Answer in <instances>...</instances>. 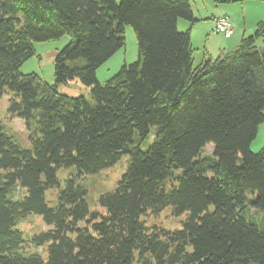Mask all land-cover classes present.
Segmentation results:
<instances>
[{"label": "trees", "instance_id": "1", "mask_svg": "<svg viewBox=\"0 0 264 264\" xmlns=\"http://www.w3.org/2000/svg\"><path fill=\"white\" fill-rule=\"evenodd\" d=\"M191 1L0 0V99L10 95L30 141L0 120V264H264V219L249 214L264 209V148L251 151L264 122V21L235 50L195 65ZM126 26L138 60L101 84L97 70L125 46ZM65 35L56 82L79 79L88 96L20 71L34 42ZM208 144L214 151L202 156ZM123 157L126 172L99 199L105 213L91 211L79 179ZM62 168L76 172L64 188ZM166 208L186 214L181 229L147 224ZM31 214L46 232L19 228Z\"/></svg>", "mask_w": 264, "mask_h": 264}, {"label": "rangeland", "instance_id": "2", "mask_svg": "<svg viewBox=\"0 0 264 264\" xmlns=\"http://www.w3.org/2000/svg\"><path fill=\"white\" fill-rule=\"evenodd\" d=\"M119 1V0H118ZM246 2L248 7H245ZM264 4V0H245L225 5H216L212 0H192L191 5L195 16L199 19L200 15H205L210 12L211 9L218 7V15L222 16L227 14L231 21L234 19L242 20V28L244 29V23L242 15L244 11L247 15V22L256 12L257 4ZM244 7L246 10H244ZM230 8V11H224V9ZM203 18L205 16H202ZM249 18V19H248ZM209 18L201 21V25L206 24L207 28H212L210 25ZM185 23L190 24L184 20H179L180 27H184ZM200 22L193 25L191 35L193 38L194 47V61L195 65L199 64L204 55L212 57L213 59L219 57L221 52L233 51L241 43L243 34L239 33V30L234 33L233 36L227 37L223 34H217L214 31L212 38H208L203 29L197 31V26ZM215 26V24H214ZM179 27V25H178ZM181 31L186 29H181ZM214 29V28H213ZM243 32V31H242ZM255 32V31H254ZM253 32V33H254ZM194 33V34H193ZM252 33V34H253ZM211 35L213 32L210 33ZM250 34V35H252ZM249 35V36H250ZM71 40L70 35H65L59 39H52L43 42H34V55L25 61L20 71L22 74H37L44 82L51 86H55L58 93L68 97H79L81 95L88 96L91 88L84 85L79 79L69 81L66 84H58L55 78V60L59 51H61ZM227 49V50H224ZM138 44L137 37L134 29L131 26H126L125 29V46L118 50L107 62L101 65L96 73L97 80L104 84L113 78L125 64H132L138 60ZM10 107V95H4L0 99V120L7 132L14 135L16 139L24 146H30L28 130L26 122L11 115L9 113ZM155 137V129L152 130L151 134L141 144V149L147 150L149 145L153 143ZM264 148V122L259 127V132L256 138L251 144V151L256 153ZM214 146L208 144L203 148L201 155L206 156L212 154ZM129 158L123 157L116 165L108 169L102 170L101 172L94 175H86L79 179V183L84 185L88 190L87 199L91 207V211L105 213V210L100 206V196L107 192H112L118 181L121 179L123 174L126 172L129 166ZM75 169L62 168L58 171V177L60 179L61 187L64 188L65 181L70 177L71 174H75ZM21 194V193H20ZM58 194V189L50 190L47 192V199L50 203H54ZM249 214L255 221H262L264 219V209L257 210L249 208ZM186 219V214L180 216H173L171 208H166L159 215H149L146 220L148 225L157 224L168 230L181 229L182 224ZM19 228L28 236H34L41 232H46L48 227L43 222V219L37 215H28L24 217L20 223ZM33 246L30 252H38L46 258V247L34 248Z\"/></svg>", "mask_w": 264, "mask_h": 264}, {"label": "crops", "instance_id": "3", "mask_svg": "<svg viewBox=\"0 0 264 264\" xmlns=\"http://www.w3.org/2000/svg\"><path fill=\"white\" fill-rule=\"evenodd\" d=\"M244 5H245V7H248L247 4H246V2H244ZM218 7H219V6H216L215 9H211L210 12H213V13H209V14H205V15H200V16H199V19H200L199 22H200V23H199L198 26H197V31L203 29L204 34H205L208 38H212V37H213V35H214V29H213V28H215L214 24H215L216 20H217L219 17H221L220 15H218V14H219V13H218ZM245 7H244V10H246ZM256 8H257V9H256V12L251 16L250 19L248 18V19H249V23L247 22V15H248V14H246V12L244 11V14L242 15V19H243V21H245V23H244L245 28H244V29L242 28V20H236V19H234V21L232 22V23L234 24V26H235V31H234V33L237 32V30H239V33H240V34H243V37H242V38H244V37H246V36L252 34V33L255 31L256 26L258 25V23L264 21V4H261V3L259 2V4H257ZM224 11H230V8H226V9H224ZM224 15H227V14H224ZM224 15H222V16H224ZM202 16H205V17L203 18ZM208 18H209V21H208V22L212 21V22L210 23V25H212V28H207L206 26H204V25H206V24L201 25V21L206 20V19H208ZM178 25H179V28H181V29H188V28H189V25L186 24V23H185V26H184V27H180V24H179V23H178ZM182 31H184V30H182ZM242 31H243V32H242ZM211 32H213L212 35L210 34ZM191 33H192V32H191ZM193 34H194V33H193ZM233 35H234V34H233ZM233 35H232V36H233ZM191 38H192V35H191ZM192 41H193V38H192ZM192 43H193V42H192ZM193 44H194V43H193ZM224 50H227V49H224ZM226 52H227V51H226ZM222 53H223V51H222L220 54H222ZM205 56H206V55H204V58H205ZM204 58H203V59H204ZM203 59H202V60H203Z\"/></svg>", "mask_w": 264, "mask_h": 264}, {"label": "built area", "instance_id": "4", "mask_svg": "<svg viewBox=\"0 0 264 264\" xmlns=\"http://www.w3.org/2000/svg\"><path fill=\"white\" fill-rule=\"evenodd\" d=\"M214 31L217 34H223L227 37H230L234 34L235 26L232 23L230 17L228 15H224L216 20Z\"/></svg>", "mask_w": 264, "mask_h": 264}]
</instances>
